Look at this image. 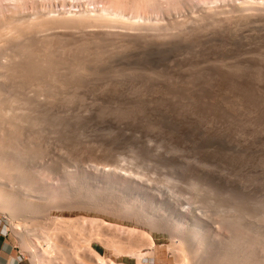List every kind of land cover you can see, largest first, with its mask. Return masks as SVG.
Masks as SVG:
<instances>
[{
  "label": "rangeland",
  "instance_id": "obj_1",
  "mask_svg": "<svg viewBox=\"0 0 264 264\" xmlns=\"http://www.w3.org/2000/svg\"><path fill=\"white\" fill-rule=\"evenodd\" d=\"M241 1L0 0V191L16 211L10 223L0 210V229L18 264L33 262L13 224L40 264H231L239 249L236 264H264V19L251 16L253 28L239 13L229 14L236 24L229 12L220 16L230 24L204 18ZM123 20L154 22L153 38H130ZM125 166L135 175L115 169ZM122 192L167 201L159 216L170 221L154 230L135 222L119 210ZM177 220L184 230L199 224L190 249L173 232Z\"/></svg>",
  "mask_w": 264,
  "mask_h": 264
},
{
  "label": "bare ground",
  "instance_id": "obj_2",
  "mask_svg": "<svg viewBox=\"0 0 264 264\" xmlns=\"http://www.w3.org/2000/svg\"><path fill=\"white\" fill-rule=\"evenodd\" d=\"M207 4V3H206ZM227 4V3H226ZM223 5V4H222ZM230 5V4H229ZM224 6V7H226V8H224L223 6H220V7H212V8H209L210 10H205L204 12H206V15L204 16V18H206V16L208 15V16H210V20H208V19H205V21L207 22L208 21V23L212 20V19H215V18H218L219 20L220 19H222L221 18V16H223L222 15V13L224 14V13H226V12H229L227 15L229 16V14H233V13H239V14H241V16L242 17H244L242 20H245L246 22L250 19V25H251V23H252V25H251V27H255L256 28V26H254V24H253V21H252V18L254 17V16H256V17H258V16H260L261 17V19L263 20L264 19V4L262 3V4H260V2H254L253 0H242L241 2H239V3H236V2H234V4L232 5L231 4V6ZM207 6V5H206ZM218 6V5H217ZM210 7H211V5H210ZM222 7V8H221ZM227 7H229V8H227ZM205 8V7H204ZM206 9V8H205ZM208 9V8H207ZM196 10V9H195ZM202 10V9H201ZM198 11V10H197ZM114 13V12H113ZM91 14V13H90ZM190 14V13H189ZM204 14V13H203ZM220 14H221V16H220ZM238 14V15H239ZM105 15V14H104ZM194 15V14H193ZM225 15V14H224ZM237 15V14H236ZM236 15H233V16H235L236 17ZM237 15V16H238ZM29 16V15H28ZM76 16V15H75ZM202 16V15H201ZM208 16H207V18H208ZM231 17H232V15H230ZM229 16V17H230ZM251 16H253V17H250ZM263 16V17H262ZM22 17V16H21ZM44 17V16H43ZM69 17V16H68ZM135 17V16H134ZM199 17V16H198ZM227 16H225L223 19L225 20V18H226ZM235 17H234V19H233V17L231 18V19H233V20H230V21H233L235 24H236V20H237V18H236V20H235ZM240 17V16H239ZM239 17H238V19H239ZM248 18V20H247V18ZM260 17H258V20H259V18ZM103 18V17H102ZM104 18L106 19V17L104 16ZM114 18V17H113ZM119 18V17H118ZM192 18V17H191ZM195 18V17H194ZM202 18V17H201ZM212 18V19H211ZM241 18V17H240ZM22 19V18H21ZM36 18H34V20H35ZM42 19V18H41ZM65 19V18H64ZM72 19V18H71ZM70 19V20H71ZM90 19V18H89ZM88 19V20H89ZM94 19V18H93ZM97 19V18H96ZM96 19H94V20H96ZM100 18H98V20H99ZM105 19H102V20H104L105 21ZM112 19V18H111ZM120 20H121V18H119ZM137 19V18H136ZM145 20H146V18H144ZM189 19V18H188ZM187 19V20H188ZM218 19H216L217 21H218ZM222 19V20H223ZM227 19V18H226ZM230 19V18H229ZM255 20H256V22L258 21L256 18H254ZM253 19V20H254ZM25 19H23V21H24ZM27 20H28V22H29V18H27ZM26 20V21H27ZM32 20V19H31ZM39 20V19H38ZM37 20V21H38ZM78 20V19H77ZM101 20V19H100ZM99 20V21H100ZM106 20H108V21H110V18L108 19H106ZM112 20H115V19H112ZM178 20V19H177ZM191 20H193V19H191ZM191 20H189L188 22H185V23H188V25H189V23H190V21ZM195 20H196V18H195ZM201 20V19H200ZM222 20H221V22H222ZM223 20V23H221V24H227V22L229 21L228 19V21H224ZM239 20H241V19H239ZM241 20V21H242ZM255 20H254V22H255ZM262 20H260V21H262ZM6 21V20H5ZM18 22H19V20H17ZM22 21V20H21ZM20 21V22H21ZM35 22L34 24H38L39 22ZM43 21V20H42ZM68 21V20H67ZM90 21H92V18H91V20ZM125 20H123V23H124V25L123 26H121L122 28H126V30H123L122 32L124 33V34H126V35H128V36H132V37H130V38H134V39H136V38H138V37H141L142 38V36L144 37H148L149 35L150 36H152V35H154V31H155V29H156V25H155V23L153 22V23H151V22H144V23H139L138 21V23H134L135 21H133V22H130V23H128V22H124ZM147 21V20H146ZM185 21V20H184ZM204 21V22H205ZM217 21H215V23L214 24H216V22ZM230 21L228 22V24H230ZM240 21V22H241ZM245 21H244V23H245ZM260 21H258V22H260ZM25 22V21H24ZM32 22V21H31ZM41 22V21H40ZM60 22V21H59ZM82 22V21H81ZM85 22V21H84ZM95 22V21H94ZM97 22V21H96ZM116 22V21H115ZM122 21H119V23L118 24H120ZM169 22V21H168ZM180 22V21H179ZM192 22V21H191ZM196 22L199 24L200 22H203V21H200V22H198V20H196ZM203 22V23H204ZM232 22V23H233ZM238 22V21H237ZM255 22V23H256ZM258 22H257V24H258ZM4 23V22H3ZM17 23V22H16ZM54 23V22H53ZM55 23H56V21H55ZM111 23V22H110ZM176 23V22H175ZM178 23V22H177ZM184 22L182 23V25H185V26H187V24H185ZM195 23V21L193 20V22L191 23V25L192 24H194ZM233 23V24H234ZM239 23V22H238ZM237 23V24H238ZM242 24H244L243 22H241ZM248 23V22H247ZM262 23H264V21L263 22H261V24ZM13 24V23H12ZM11 24V25H12ZM21 24V23H20ZM19 24V25H20ZM29 24V23H28ZM40 24V23H39ZM42 24V23H41ZM50 24V23H49ZM61 24V23H60ZM63 24V23H62ZM92 24V23H91ZM96 24H98V23H96ZM115 24V25H114ZM157 24V23H156ZM160 24V23H159ZM196 24V23H195ZM210 24H212V22L210 23ZM214 24H212L213 26H214ZM232 24V25H233ZM249 24V23H248ZM256 24V25H257ZM4 25V24H3ZM25 25H26V23H25ZM25 25H23V27H24V30H26L25 29ZM29 25H32V23L31 24H29ZM69 25V24H68ZM81 25V24H80ZM106 25V24H105ZM121 25V24H120ZM167 25V24H166ZM231 25V26H232ZM239 25V24H238ZM237 25V26H238ZM5 26V28H8V27H10L9 25H8V27H6L7 25H4ZM33 26V25H32ZM108 26V25H107ZM110 26H115V27H117L118 25H117V23H111L108 27H110ZM158 26V25H157ZM162 26V25H161ZM215 26H217V24L215 25ZM222 26V25H221ZM245 26H247L248 27V25H246V23H245ZM260 26V25H259ZM261 26H263V24L261 25ZM2 27V26H1ZM13 27V26H12ZM12 27H10V28H12ZM19 27V26H18ZM18 27H16L15 26V28H18ZM21 27V26H20ZM35 27H37V26H35ZM34 26H33V28H35ZM43 27V26H42ZM54 27V26H53ZM107 27V28H108ZM119 27V26H118ZM258 27V26H257ZM22 28V27H21ZM27 28H28V26H27ZM31 28V27H30ZM33 28H31V29H33ZM40 28H41V25H40ZM49 28V27H48ZM52 28V27H51ZM63 28V27H62ZM158 28H160L159 26H158ZM215 28H217V27H215ZM220 28V27H219ZM262 29H264L263 27H261ZM1 29V28H0ZM2 29H3V27H2ZM18 29H20V28H18ZM23 29V28H22ZM29 29V28H28ZM102 29V28H101ZM106 29V28H105ZM118 29V28H117ZM128 29V30H127ZM163 29V28H162ZM258 29H259V27H258ZM4 30V29H3ZM3 30L1 31L3 34H4V32H3ZM21 30V29H20ZM56 30V29H55ZM129 30H131V31H129ZM132 30H135L134 32L135 33H133L132 32ZM158 30V29H157ZM8 31V30H7ZM11 31V30H10ZM15 31H16V29H15ZM18 31V30H17ZM28 31V30H27ZM32 31H34V30H32ZM110 31V30H109ZM152 31V32H151ZM25 32V31H24ZM23 32V33H24ZM107 32V31H106ZM157 32V31H156ZM238 32V31H237ZM1 33V34H2ZM9 33V32H8ZM11 33V32H10ZM12 33L13 34H15L14 33V29H13V31H12ZM29 33V32H28ZM105 33V32H104ZM112 33V32H111ZM115 33V32H114ZM118 33H120V31L118 32ZM153 33V34H152ZM251 33V32H250ZM19 34V33H18ZM221 34V33H220ZM6 35V34H5ZM4 35V36H5ZM9 35V34H8ZM24 35V34H23ZM89 35V34H88ZM103 35V34H102ZM105 35H106V33H105ZM107 35H108V33H107ZM120 35H121V33H120ZM119 35V36H120ZM134 35H137L138 37H136V36H134ZM258 35V34H257ZM15 37L17 36V34L16 35H14ZM25 36V35H24ZM31 36V35H30ZM76 36V35H75ZM97 36V35H96ZM122 36V35H121ZM134 36V37H133ZM149 36V37H150ZM3 37V36H2ZM7 37V36H6ZM12 36H11V34H10V38H11ZM98 37V36H97ZM148 37V38H149ZM14 38V37H13ZM37 38V37H36ZM41 38H42V36H41ZM58 38V37H57ZM75 38V37H74ZM79 38V37H78ZM99 38V37H98ZM107 38V37H106ZM110 38V37H109ZM128 38V37H127ZM150 38H153V37H150ZM8 39V38H7ZM51 39V38H50ZM123 39V38H122ZM140 39V38H139ZM5 40H6V38H5ZM10 40H12V38L10 39ZM15 40V39H14ZM21 40V39H20ZM31 40V39H30ZM43 40H44V37H43ZM47 40H48V38H47ZM47 40H45V41H47ZM54 40V39H53ZM94 40V39H93ZM8 41V40H7ZM6 41V42H7ZM39 41V40H38ZM37 41V42H38ZM66 41V40H65ZM109 41V40H108ZM129 41V40H128ZM3 42V41H2ZM9 42V41H8ZM7 42V43H8ZM19 42V41H18ZM21 42V41H20ZM31 42H33V41H31ZM53 43L54 41H51L50 40V43ZM63 42V41H62ZM12 43V42H11ZM24 43V42H23ZM45 43V42H44ZM51 43V44H52ZM95 43V42H94ZM5 44V43H4ZM26 44H27V41H26ZM37 44V43H36ZM41 45V44H40ZM43 45V44H42ZM41 45V46H42ZM45 45H46V43H45ZM50 45V44H49ZM48 45V46H49ZM153 45V44H152ZM11 46V45H10ZM27 46H28V44H27ZM40 46V47H41ZM52 46V45H51ZM54 46V45H53ZM19 47H21V45L20 46H18L17 48H19ZM43 47H44V45H43ZM85 47V46H84ZM7 48V47H6ZM48 48V47H47ZM62 48V47H61ZM1 49H2V47H1ZM22 49H23V47H22ZM21 48L19 49L20 50V55L24 58V57H27V55H28V57L30 58V56L29 55H31L32 56V54L30 53V52H32V50H28V52H27V50H22ZM49 49H50V47H49ZM110 49V48H109ZM114 49V48H113ZM37 50V49H36ZM39 50H43L42 48L41 49H39ZM56 50V49H55ZM86 50V49H85ZM197 50V49H196ZM18 51V50H17ZM30 51V52H29ZM48 51V50H47ZM84 51V50H83ZM107 51V50H106ZM36 52V51H35ZM10 53V52H9ZM14 53V52H13ZM17 53V52H16ZM29 53V54H28ZM40 53H42V51L40 52ZM50 53V52H49ZM5 55V54H4ZM3 55V56H4ZM15 54H13V56H14ZM19 55V56H20ZM34 55V54H33ZM37 55V54H36ZM39 55V54H38ZM44 55V54H43ZM85 55H87V54H85ZM115 55V54H114ZM13 56L11 55V57H12V59H13ZM15 56H17V55H15ZM20 56V57H21ZM41 56V55H40ZM46 56H47V54H46ZM49 56H50V54H49ZM52 56V55H51ZM106 56V55H105ZM38 57V56H37ZM48 57V56H47ZM73 57V56H72ZM18 58V57H17ZM21 59L20 58V60H23V62L27 59ZM32 58V57H31ZM30 58V59H31ZM34 58H36V57H33V59ZM42 58V57H41ZM46 57H44V59H45ZM51 58V57H50ZM2 59V58H1ZM10 59V58H9ZM11 59V60H12ZM36 59H38V58H36ZM51 59H53V57L51 58ZM68 59V58H67ZM8 60V59H7ZM7 60H5V62L7 61ZM14 60V59H13ZM12 60V61H13ZM32 60V59H31ZM54 60V59H53ZM58 60V59H57ZM118 60V59H117ZM2 61V60H1ZM9 61V60H8ZM7 61V62H8ZM16 61V60H15ZM26 61H28V60H26ZM35 61V60H34ZM39 61V60H38ZM41 61V60H40ZM43 61V60H42ZM56 61V60H55ZM116 61V60H115ZM4 62V63H5ZM6 62V63H7ZM14 62V61H13ZM17 62V61H16ZM20 62H22V61H20ZM22 62V63H23ZM44 62V61H43ZM45 62H47V61H45ZM44 62V63H45ZM61 62V61H60ZM121 62V61H120ZM2 63V62H1ZM0 63V64H1ZM9 63H10V61H9ZM19 63V62H18ZM18 63H15V64H18ZM25 63V62H24ZM30 63V62H29ZM37 63V62H36ZM35 63V64H36ZM76 63V62H75ZM84 63V62H83ZM34 63H32L31 65H33ZM34 64V65H35ZM38 65H41L40 67L41 68H45V66H43L42 67V62H41V64H39V63H37ZM79 64V63H78ZM103 64V63H102ZM4 65H6V64H4ZM8 65V64H7ZM36 66L37 68L36 69H38V67L39 66ZM45 65V64H44ZM51 65V64H50ZM100 65V64H99ZM9 66H11V64L9 65ZM14 67V69H16L17 67H18V65L16 66V65H13ZM15 66H16V68H15ZM21 66V65H20ZM55 66H56V64H55ZM85 66H86V64H85ZM5 68H6V66H4ZM26 67H27V65H26ZM28 67H30L29 65H28ZM31 67H33V66H31ZM47 67V66H46ZM60 67V66H59ZM99 67V66H98ZM19 68V67H18ZM34 68V67H33ZM78 68V67H77ZM12 70V67H9V70ZM25 69V68H24ZM30 69H32V68H30ZM49 69H51V68H49ZM57 69V68H56ZM83 69H84V67H83ZM87 69V68H86ZM5 70V69H4ZM19 70H20V68H19ZM22 70V69H21ZM26 70V75H27V70L28 69H25ZM88 70V69H87ZM17 71V70H16ZM29 71H31L30 73H33L34 71L35 72H37L36 70H35V68L33 69V70H29ZM33 71V72H32ZM11 71H9V73H10ZM25 72V71H24ZM34 72V73H35ZM42 72H45L44 70L42 71ZM55 72V71H54ZM78 72V71H77ZM80 72V71H79ZM4 73H5V71H4ZM12 73V72H11ZM10 73V74H11ZM14 73H16V72H14ZM19 73V72H18ZM18 73H17V75H18ZM50 73V72H49ZM131 73V72H130ZM233 73V72H232ZM7 74H8V72H7ZM20 74H21V71H20ZM23 74V73H22ZM29 74V73H28ZM47 74V73H46ZM115 74V73H114ZM125 74V73H124ZM13 75V74H12ZM16 75V74H15ZM39 75V74H38ZM43 75V74H42ZM73 75H74V73H73ZM129 75V74H128ZM8 75H6L5 77H7ZM44 76V75H43ZM46 76V75H45ZM65 76V75H64ZM125 76V75H124ZM4 77V78H5ZM14 77H16V76H13V78ZM39 77H40V75H39ZM8 78V77H7ZM24 78H26V77H24ZM58 78V77H57ZM62 78V77H61ZM75 78V77H74ZM17 79H18V77H17ZM20 79H21V77L19 78V81H20ZM32 79V78H31ZM71 79V78H70ZM5 80V79H4ZM7 80V79H6ZM26 80H29V79H26ZM51 80V79H50ZM61 80V79H60ZM10 81L12 82V80H11V78H10ZM14 81V80H13ZM22 81H24L23 80V78H22ZM30 81V80H29ZM64 81V80H63ZM5 82V81H4ZM15 82V81H14ZM13 82V83H14ZM26 82V81H25ZM34 82V81H33ZM38 82V81H37ZM65 82H67V81H65ZM80 82V81H79ZM6 83H9V82H6ZM22 83V82H21ZM55 83V82H54ZM81 83V82H80ZM4 84V83H3ZM2 84V85H3ZM15 84V83H14ZM13 84V85H14ZM18 83H16V85H17ZM26 84V83H25ZM28 84V83H27ZM65 84V83H64ZM4 85H6V84H4ZM19 85V84H18ZM21 85V84H20ZM29 85H31V83L30 84H28V86ZM33 85H34V83H33ZM67 85V84H66ZM7 86V85H6ZM11 86V85H10ZM25 86V85H24ZM36 86V85H35ZM57 86V85H56ZM61 86V85H60ZM65 86V85H64ZM12 87V86H11ZM10 87V88H11ZM32 87V86H31ZM44 87V86H43ZM4 88V87H3ZM7 88H9V87H7ZM19 88V87H18ZM20 88H22V87H20ZM28 88H30V87H28ZM0 89H2L1 87H0ZM33 89V88H32ZM60 89V88H59ZM17 90H19V89H17ZM16 90V91H17ZM34 90V89H33ZM38 90V89H37ZM9 91V90H8ZM25 91V90H24ZM30 91V90H29ZM27 92H28V90H27ZM4 93V92H3ZM26 93V92H25ZM25 93H24V95H25ZM36 93V92H35ZM5 94V93H4ZM18 94V93H17ZM38 94V93H37ZM21 96V95H20ZM36 96V95H35ZM2 97V96H1ZM22 98V97H21ZM12 99H13V97H12ZM18 99H20V97L18 98ZM25 99V98H24ZM11 100V99H10ZM1 101V100H0ZM17 101V100H16ZM15 102V101H14ZM22 102V101H21ZM23 102H25V101H23ZM27 102H29L28 100H27ZM11 103V102H10ZM33 103V102H32ZM19 104V103H18ZM14 105V104H13ZM12 104H11V106H13ZM16 105V104H15ZM22 105V104H21ZM19 107H21V106H19ZM25 107V106H24ZM33 107V106H32ZM10 108V107H9ZM16 108H18L17 106H16ZM11 109V108H10ZM19 109V108H18ZM28 109H29V107H28ZM27 109V110H28ZM38 109V108H37ZM12 110H13V108H12ZM32 110V109H31ZM9 111H11V110H9ZM13 111H15V110H13ZM12 111V112H13ZM22 111V110H21ZM29 111H30V109H29ZM37 111V110H36ZM28 112V111H27ZM4 112H2L1 114H3ZM5 113H6V109H5ZM13 114H14V112H13ZM5 114H3L2 115V119H4V116ZM7 115V114H6ZM9 115V114H8ZM21 115V114H20ZM24 115V114H23ZM26 115V114H25ZM24 115V116H25ZM13 115H10V118L12 117ZM17 116V115H16ZM16 116L14 115V117H12L13 119L11 120L10 119V122H12V123H16L17 124V122H14L13 120H16ZM23 116V117H24ZM5 117H7V116H5ZM30 117V116H29ZM19 118H21V117H19ZM17 119L18 121L20 120V119ZM26 118V117H25ZM27 119V118H26ZM6 120H8V117H7V119ZM44 120V119H43ZM3 121V120H2ZM22 121V120H21ZM37 122H38V120H36ZM6 122V121H5ZM9 122V121H8ZM8 123V124H11V123ZM27 122H28V120H27ZM19 123H20V121H19ZM18 123V124H19ZM30 123V122H29ZM35 123V122H34ZM1 124V123H0ZM6 125H7V122H6ZM13 125V124H12ZM25 125V123L23 124V126ZM35 125V124H34ZM5 126V125H4ZM4 126H3V128H4ZM14 127H16L17 126V128H18V125H13ZM20 126H22L21 125V123H20ZM26 126V125H25ZM33 126V125H32ZM2 127V126H1ZM7 127V126H6ZM5 127V128H6ZM11 127V126H10ZM28 127V126H27ZM30 127V126H29ZM3 128H1V129H3ZM21 128V127H20ZM23 128L25 129L26 127H22V129L21 130H23ZM36 128V127H35ZM34 128V129H35ZM11 129V128H10ZM14 129V128H13ZM16 129V128H15ZM14 129V130H15ZM5 130V129H4ZM8 130V128H6V130L5 131H7ZM19 130V129H18ZM21 130H19V131H21ZM25 130H28V129H25ZM5 131H3V133L5 132ZM16 131V130H15ZM13 132V131H12ZM18 132V131H17ZM17 132H15V134L17 133ZM22 132V131H21ZM21 132H18L19 134L21 133ZM8 133V132H7ZM5 134V133H4ZM9 135H10V133H8ZM7 134V135H8ZM24 134V133H23ZM23 134L21 133V135L23 136ZM37 134V133H36ZM32 135V134H31ZM41 135V134H40ZM16 136H18V135H16ZM9 137V136H8ZM13 137V136H12ZM10 138H11V136H10ZM18 138V137H17ZM17 138H15V139H17ZM20 138V137H19ZM2 139V138H1ZM9 139V138H8ZM24 140V139H23ZM2 141V140H1ZM6 141V140H5ZM8 141V140H7ZM19 142V141H18ZM37 142V141H36ZM45 142V141H44ZM20 143V142H19ZM7 144V143H6ZM9 144V143H8ZM31 144V143H30ZM11 145H12V143H11ZM27 145V144H26ZM3 148V147H2ZM6 148V147H5ZM9 149V148H8ZM36 152V151H35ZM1 153H3V152H1ZM6 155V154H5ZM44 156V155H43ZM73 158V157H72ZM2 159V158H1ZM25 162V161H24ZM12 164V163H11ZM8 165V164H7ZM6 166V165H5ZM12 166V165H11ZM102 166V165H101ZM9 167V166H8ZM25 168V167H24ZM98 168V167H97ZM104 169H106V168H108V170H110L111 171V169L113 168H111V167H108L107 165H104V167H103ZM119 168V170H121V171H123L124 172V174L126 175L127 173L130 175V174H134L135 175V172L134 171H132L131 169V171L129 170V169H127L128 167H116L115 169H118ZM1 169V168H0ZM71 169V168H70ZM114 169V168H113ZM112 169V170H113ZM16 170V169H15ZM20 170V169H19ZM22 172V171H21ZM30 172V171H29ZM2 173V172H1ZM18 173V172H17ZM26 173V172H25ZM7 174V173H6ZM127 174V175H128ZM131 176V175H130ZM33 177V176H32ZM128 177V176H127ZM27 179V178H26ZM3 186V185H2ZM1 186V187H2ZM207 188V187H206ZM2 190H4L3 188H2ZM107 191V190H106ZM5 192V191H4ZM4 192H2V191H0V210H2L3 209V211H5L6 212V214H7V218H8V220L10 221V223L12 222V221H14V220H16L15 219V210H13L12 208H10L11 206H10V204H9V202H10V197H9V199H6V200H9V202H8V204H9V206H5L3 203H1V200H4V196H5V194L6 195H8L9 196V194H11V193H9V194H7V190H6V193H4ZM13 192V191H12ZM19 192V191H18ZM89 192V191H88ZM87 192V193H88ZM110 192V191H109ZM115 193H117L116 192V190L114 191ZM114 192H110V193H114ZM98 193V192H97ZM105 193H107V192H105ZM104 193V194H105ZM118 193H120V191L118 192ZM89 194V193H88ZM12 196H13V194H11ZM91 196H92V194H90ZM119 195V194H118ZM8 196H5L6 198L8 197ZM90 196V197H91ZM93 196H94V194H93ZM105 196H106V194H105ZM121 196L123 197V199H121L122 201V203L120 204L121 205V208L122 209H119V210H121V211H123L125 214H131V216L132 217H134L135 218V222H136V220H137V222L139 221V222H142V223H144V227H145V225H149V226H151V227H153V230H154V228H156V229H158L157 227H160L162 224H163V222H164V224L165 223H167V221H170V219H171V217L169 216V214H165V215H163L164 217H161V216H159V214L161 215V214H163V213H165L166 211H167V201L166 202H164V201H159L158 203L154 200V199H151V198H149V196L146 194V195H144V198L142 199V198H136L138 201H136L135 199H134V196L132 197L131 195H129V193H125V192H122V194H121ZM120 196V197H121ZM136 196V195H135ZM117 197V196H116ZM116 197H115V199H116ZM137 197V196H136ZM3 198V199H2ZM12 199H13V197H11ZM94 198H96V196L94 197ZM131 198H133L134 200H135V202L133 201V199L132 200H130ZM104 199V198H103ZM22 200V199H21ZM108 200V199H107ZM157 200V199H156ZM5 201V200H4ZM99 202V201H98ZM118 202V201H117ZM83 203V202H82ZM81 203V204H82ZM85 203V202H84ZM90 203V202H89ZM102 203H103V201H102ZM105 203V202H104ZM107 203V202H106ZM105 203V204H106ZM99 205H102V204H100V202L98 203ZM55 205V204H54ZM107 205V204H106ZM109 205V204H108ZM117 206V205H116ZM119 206V205H118ZM102 207V206H101ZM104 207V206H103ZM108 207V206H107ZM98 208V207H97ZM111 210V209H110ZM113 210H115V209H113ZM118 211V210H117ZM121 211H120V213H121ZM18 212V211H17ZM117 214V213H116ZM125 214H124V216H125ZM119 216H121L120 214H119ZM130 216V215H129ZM241 216V215H240ZM51 217V216H50ZM122 217V216H121ZM127 217V216H126ZM173 217V216H172ZM124 218V217H123ZM130 218V217H129ZM163 218V219H162ZM130 219H132V218H130ZM173 219V218H172ZM237 219V218H236ZM229 221V220H228ZM138 222V223H139ZM230 222H232V220L230 221ZM137 223V224H138ZM173 223H174V221H173ZM237 223V222H236ZM243 223V222H242ZM33 224V223H32ZM168 224V223H167ZM170 224H172V223H170ZM232 224H234V223H232ZM142 225V224H141ZM231 225V224H230ZM15 226V229H18L16 232L18 233V237L20 238V240H21V242H22V248H23V250L24 251H26V252H28L29 254H30V257H31V260H32V262H33V264H40V259H39V255L37 254V252H36V250L34 249V248H32L31 246H29L27 243H26V241H27V237L25 236V233H24V231L22 230V228L20 227V226H18V225H14L13 224V227ZM170 226V225H169ZM172 226V225H171ZM170 226V227H171ZM183 226V225H182ZM181 226V224H180V222L177 220L176 222H175V224H174V230H173V232H179L178 234H180L181 235V237L183 238V241H184V243L183 244H186L185 246H186V249L188 248V249H190L189 247H192L193 245H192V243L195 241V240H197V238H199L201 235L198 233L199 232V224H197V223H195L194 222V224H193V229H187V230H184V229H182L183 227ZM253 226V225H252ZM160 229V228H159ZM231 229V228H230ZM171 230H172V228H171ZM188 230H190V231H188ZM158 231V230H157ZM177 234V235H178ZM177 237H180V236H177ZM180 237V238H181ZM179 238V240H180V242L182 241V239H180ZM237 238V237H236ZM243 239H245V238H243ZM238 240V239H237ZM231 242V241H230ZM182 243V242H181ZM226 243H227V241H226ZM225 243V244H226ZM242 243V242H241ZM194 244V243H193ZM230 244V243H229ZM232 244V243H231ZM235 244V243H234ZM53 246V245H52ZM184 246V245H183ZM184 246V247H185ZM189 246V247H188ZM230 246V245H229ZM232 246H233V244H232ZM231 246V247H232ZM235 246V245H234ZM233 246V247H234ZM235 247H237V245L235 246ZM231 249V248H230ZM234 249V248H233ZM233 249H231L232 251H233ZM226 250V249H225ZM236 250H237V248H236ZM191 251V250H190ZM197 251V250H196ZM235 251V250H234ZM240 249L238 250V251H236V258L234 259V262L230 259V261H232L231 262V264H236V263H240V260L242 259L243 260V258H240V260L238 259V257L239 256H241V255H243V252L241 253V255H240ZM186 253H187V251H186ZM197 253V252H196ZM228 253V252H227ZM233 253V252H232ZM133 254V253H132ZM187 254H189V253H187ZM206 255V254H205ZM229 255V254H228ZM185 256V255H184ZM200 256V255H199ZM234 256V255H233ZM245 256V255H244ZM186 257H188V259H189V257L190 256H186ZM197 257V256H196ZM217 257V256H216ZM218 257H220V256H218ZM217 257V258H218ZM232 257V256H231ZM182 258V257H181ZM199 258V257H198ZM204 258L205 257H201V259H199V260H195L196 262V264H206L207 262L209 263L210 261V259H207V261L206 262H201V261H203L204 260ZM228 258V257H227ZM225 258L224 256L223 257H221L220 259H219V261L221 262H217L218 264H222V261L223 260H225L224 262H226V263H228V259L230 258ZM245 258H246V256H245ZM100 259V258H99ZM187 259V258H186ZM188 259H187V261H188ZM203 259V260H202ZM190 260L192 261L193 259H191L190 258ZM188 261V264H190L191 263V261ZM250 259L249 258H246V262H250L249 261ZM186 261V260H185ZM187 261H186V263H187ZM245 261V260H244ZM244 261H242V262H244ZM105 262V261H104ZM211 262H212V260H211ZM210 262V264H212ZM215 262V264H217ZM226 263H223V264H226ZM192 264V263H191ZM229 264V263H228Z\"/></svg>",
  "mask_w": 264,
  "mask_h": 264
},
{
  "label": "crops",
  "instance_id": "obj_3",
  "mask_svg": "<svg viewBox=\"0 0 264 264\" xmlns=\"http://www.w3.org/2000/svg\"><path fill=\"white\" fill-rule=\"evenodd\" d=\"M12 246L9 243L8 234L0 229V264H18L12 255Z\"/></svg>",
  "mask_w": 264,
  "mask_h": 264
}]
</instances>
